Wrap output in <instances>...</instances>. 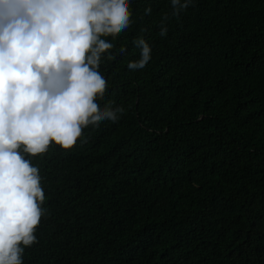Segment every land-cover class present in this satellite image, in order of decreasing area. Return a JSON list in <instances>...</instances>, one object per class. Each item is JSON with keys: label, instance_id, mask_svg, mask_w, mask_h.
<instances>
[{"label": "trees", "instance_id": "obj_1", "mask_svg": "<svg viewBox=\"0 0 264 264\" xmlns=\"http://www.w3.org/2000/svg\"><path fill=\"white\" fill-rule=\"evenodd\" d=\"M131 8L100 66L101 107L125 112L28 157L47 214L24 264H264V0ZM141 36L151 59L129 70Z\"/></svg>", "mask_w": 264, "mask_h": 264}, {"label": "clouds", "instance_id": "obj_2", "mask_svg": "<svg viewBox=\"0 0 264 264\" xmlns=\"http://www.w3.org/2000/svg\"><path fill=\"white\" fill-rule=\"evenodd\" d=\"M131 3L0 0V264H24L47 214L40 170L28 157L53 145L71 151L85 128L116 122L125 112L112 101L101 107L108 81L100 66L105 54L113 59L112 41L133 23ZM194 3L170 0L171 16ZM168 19L162 17L161 37ZM133 44L140 58L127 68L140 70L152 49L142 36Z\"/></svg>", "mask_w": 264, "mask_h": 264}]
</instances>
